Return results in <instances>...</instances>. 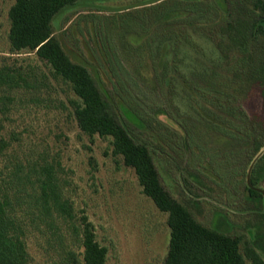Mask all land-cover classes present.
Returning <instances> with one entry per match:
<instances>
[{"label": "rangeland", "instance_id": "1", "mask_svg": "<svg viewBox=\"0 0 264 264\" xmlns=\"http://www.w3.org/2000/svg\"><path fill=\"white\" fill-rule=\"evenodd\" d=\"M152 1L155 0H79L53 17L52 29L69 58L87 66L110 90L105 56L122 64L124 73L137 72L146 87L156 89L171 107L187 111L190 107L176 97L181 89V73L201 91L198 81L219 76L218 66L222 62L211 43L202 37L207 31L206 22L179 33L164 24L163 6H142ZM193 1L211 4V0ZM13 3L14 0H0V68L15 71L31 86L20 82L17 89L0 91L1 96L12 99L7 103L8 113L0 114V146L2 140L9 144L0 151L2 177L14 181L17 174L26 188L37 189L36 178L43 177L41 167L49 165L62 193L73 205L74 226L79 228L78 217L84 210L97 241L107 248L106 264H162L169 242L167 214L143 195L134 172L123 165L121 158L111 155L108 138L89 137L80 131L69 87L53 79L34 54H10L7 13ZM178 17V13H173L167 20ZM157 72L160 77L155 78ZM141 89L140 86L134 91L144 98L147 93ZM244 107L264 124V87H252ZM152 110L146 108L147 115L154 120ZM158 115L163 123L185 135L166 115ZM128 117L138 124L134 117ZM194 121L184 120L191 132L189 146L202 153L207 151L208 159L218 163L212 173L218 177L219 189L225 192L223 178L228 173L231 179L237 178L234 162L225 171L233 153L231 139L209 131L217 130V124ZM200 127L207 130L205 135ZM136 133L141 137V133ZM211 171L212 168L199 173L184 164L173 168V176L181 179L174 190L170 188L172 195L203 225L241 236L242 252L251 243L264 257V198L243 202L239 195L228 199L216 197ZM257 188L264 191V177ZM56 225L64 236L62 245L43 225L39 230L29 226L28 264H60L63 248H72L80 262L82 248L72 238V226L62 220H56Z\"/></svg>", "mask_w": 264, "mask_h": 264}, {"label": "trees", "instance_id": "2", "mask_svg": "<svg viewBox=\"0 0 264 264\" xmlns=\"http://www.w3.org/2000/svg\"><path fill=\"white\" fill-rule=\"evenodd\" d=\"M78 1L14 0L7 13L10 54H34L53 79L69 87L80 131L89 137L108 138L111 155L121 158L123 165L134 172L143 195L167 214L169 242L162 264H264V257L251 243L242 252L241 236L203 225L170 189L174 190L181 179L173 176V168L179 169L184 164L199 173L212 168V173L217 166L218 163L208 159L207 151L202 153L189 146L191 132L184 124L185 119L192 123L196 122L194 119L208 120L219 126L217 130L209 128L211 133L231 139L233 153L225 171L230 170L232 162L237 168L236 179H231L228 172L223 178L225 192L219 189L218 177L211 174L216 197L228 199L239 195L243 202L263 197L255 188L264 177V124L248 114L244 99L252 87H264V0H211L209 5L193 0H155L142 5L163 6L164 24L179 33L206 22L207 31L202 37L211 43L222 63L218 66L219 76L198 81L201 91L193 87L191 78L181 73L178 83L181 89L176 97L190 107L187 111L171 107L156 89L146 87L137 72L124 73L122 64L116 62L118 69L108 56L103 60L110 74L111 90L87 66L69 58L54 35L51 22L56 14ZM173 13L179 17L167 20ZM158 76L159 72L155 78ZM20 82L31 86L15 71L0 68V91L17 89ZM140 86L147 93L145 99L134 91ZM11 100L0 95V114L8 113L7 103ZM146 108L156 109L152 110L154 120L149 118ZM160 113L183 129L185 135L159 120ZM199 130L203 135L207 133L202 127ZM8 145L2 140L0 151ZM41 172L43 177L36 178L37 189L32 190L26 188L17 174L13 181L2 177L0 172V264H28L29 226L39 230L43 225L62 245L64 236L58 232L56 220L72 226V238L82 248L80 262L72 248H63L60 264H106L107 248L97 241L84 210L80 211L77 228L73 205L62 193L52 167H41Z\"/></svg>", "mask_w": 264, "mask_h": 264}, {"label": "water", "instance_id": "3", "mask_svg": "<svg viewBox=\"0 0 264 264\" xmlns=\"http://www.w3.org/2000/svg\"><path fill=\"white\" fill-rule=\"evenodd\" d=\"M255 190H256L257 192H259V193L263 196V198H264V191H263V190L258 189V188H255Z\"/></svg>", "mask_w": 264, "mask_h": 264}]
</instances>
